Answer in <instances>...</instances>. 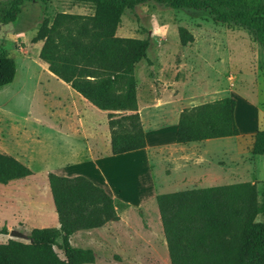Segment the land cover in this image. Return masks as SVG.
Wrapping results in <instances>:
<instances>
[{
    "label": "rangeland",
    "instance_id": "rangeland-1",
    "mask_svg": "<svg viewBox=\"0 0 264 264\" xmlns=\"http://www.w3.org/2000/svg\"><path fill=\"white\" fill-rule=\"evenodd\" d=\"M5 3L0 0V10ZM92 10L88 3L68 0L24 1L14 21L0 23V51H6L15 63L12 81L0 87V139L4 151L22 149L33 157L32 176L24 182L13 179L0 184V227L10 209L16 210L19 205L23 208L26 201L32 206L45 203L47 181L43 172L46 166L58 163L55 142L60 140L47 126L55 120V106L69 101L43 74L32 38L42 18L50 22L57 12L89 14ZM179 27L192 36L185 44L179 42ZM115 35L148 42L147 56L134 71L135 90L142 104L140 121L148 137L161 134L168 138L170 120L183 107L223 96L232 97L237 105L243 133L212 145L216 146L214 156L205 148L196 154L197 158H205L204 166L217 171L220 178L196 169L197 161H192L196 157L182 159L183 151L167 141L149 149L147 157L143 153L106 152L98 161L84 160L76 168L104 186L123 207L117 210L116 220L72 233L70 243L90 248L94 256L91 264H169L156 194L248 182L255 185L261 199L264 155L252 154L251 144L253 134L261 128L264 112V51L247 29L216 20L206 8H170L154 0L124 9ZM95 117L101 119L99 113ZM252 119L257 125L244 134L250 130ZM99 148L103 150L101 143ZM23 189L29 192L22 193ZM14 220L10 228L27 234L26 228L16 224V216ZM4 238L27 241L3 234L0 242ZM54 250L62 256L58 247Z\"/></svg>",
    "mask_w": 264,
    "mask_h": 264
},
{
    "label": "trees",
    "instance_id": "trees-1",
    "mask_svg": "<svg viewBox=\"0 0 264 264\" xmlns=\"http://www.w3.org/2000/svg\"><path fill=\"white\" fill-rule=\"evenodd\" d=\"M24 1L6 0L0 23L14 21ZM41 2L51 0H38ZM88 3L89 14L57 12L42 18L32 41L41 40L38 58L47 70L89 103L106 110L109 150L119 154L144 147L135 97V65L146 58L143 38L115 35L120 15L146 0H68ZM170 8H206L216 20L247 29L264 51V0H154ZM181 44L192 39L178 28ZM13 58L0 51V87L12 81ZM234 99L230 96L182 108L174 141L187 143L236 136ZM124 111H129L124 113ZM251 152L264 155V112L252 136ZM31 174L14 157L0 153V184ZM57 227H33L26 242H0V264H91L90 248L74 246L69 237L116 220L123 204L82 175L46 173ZM258 200L255 185L236 182L155 195L169 264H264V181ZM5 226L0 234H7ZM58 247L59 256L54 247Z\"/></svg>",
    "mask_w": 264,
    "mask_h": 264
},
{
    "label": "crops",
    "instance_id": "crops-1",
    "mask_svg": "<svg viewBox=\"0 0 264 264\" xmlns=\"http://www.w3.org/2000/svg\"><path fill=\"white\" fill-rule=\"evenodd\" d=\"M41 44H42L41 40L35 41L37 56H38V51L40 49ZM39 61H40L41 67L44 69L43 74L47 78L53 81V84L56 86V88L58 87L59 89H61L62 96H67V98L69 99V101H66V103L60 102L58 103L57 106H55L57 108L56 114H55L56 115L55 120L52 124L49 123V125L47 126L49 131L60 136V140L55 142L56 143L55 152L58 157V160H57L58 163H56L53 166L45 167L44 172H43V176L45 180H46L47 172H52V173H55L61 176L82 175L88 178L93 184L101 187L105 191L104 186L91 180L89 177H87L86 173L77 172L76 168H79L81 163L84 160L89 159V160H93L94 162H96L98 161L102 153L107 152L111 154L109 150V131H108L107 123H106L107 111L100 110L96 108L95 106H93L86 99H84L80 94H78L76 91L71 89L68 84H66L65 82L57 78L55 75L50 73L47 70V64L45 62H43L40 59ZM134 71H135V68H134ZM57 94H59V92H57ZM135 97H136L137 113H138L139 120H140L142 104L140 103L137 97L136 90H135ZM248 111H250V109H248ZM128 112L129 111H124V113H128ZM95 113H99L101 115L100 120L96 119ZM178 113L170 120V136L168 138L164 139V137L161 134H153L150 137H148L146 135V132L142 128L143 135H144V141H145L144 147L139 148V149H134L131 151H127V152H123V153H119V154H111V155L143 153V156L147 157L149 149L153 147L156 148L158 146L165 145L166 143L165 141H167V144H171L173 147L175 146L178 149H181L183 151L182 155H180L182 159H188V158L192 159L196 157L194 160H192V161H197L195 165L197 166L196 169L200 171H208V176H210L211 178L213 177L220 178V176L216 175L217 171L212 172L211 171L212 168H208L204 166L203 162L205 161L204 160L205 158L201 157V155H199L200 157L197 158L198 156L196 154L198 153L199 150H202L205 148L206 152L209 151L211 153V156L212 155L214 156L215 151H216V146H212V145H216L220 143L221 141L231 139L234 136L217 137V138H210V139H204V140H199V141H190V142L182 143V144L176 143L174 141V134H175V129H176ZM238 116L239 114H237V105L234 100L233 118H234V122L237 127V130H238V134H241L243 132L240 130L239 125H238ZM252 120H253V123L251 124L250 130L244 132V134L249 133V131H251V129H253L257 125V121L254 119ZM140 124L142 127L141 121H140ZM156 124H154L153 126H156ZM1 141L2 140L0 139V153H4V154L14 157L15 159H17L18 161H20L22 164H24L30 169L31 174L20 177V178H16L18 182L19 181L24 182L25 179L33 175V170L30 168V162L32 161L33 157L27 154L22 149L4 151L5 147L2 145ZM100 143L103 147V150L99 148ZM44 185H45L46 192H47L45 203L43 205L38 204V205L32 206L30 202L23 200V201H26L25 205H23V208H21V206L19 205L16 208V210L10 209L9 213L2 219V224L5 226L6 229L9 230L10 226L13 225L12 223L13 221H15L14 220L15 216L18 219L16 221V224L17 223L20 224L22 227L26 228V230L28 231L33 227H57L58 226L56 214L54 212V208H53V204H52V200H51V196L49 192L48 183L46 186L45 181H44ZM27 191L29 192V190L23 189L22 193L23 192L25 193ZM14 211H15V214H14ZM29 215L32 217H30ZM34 215L36 216L39 215L40 217L36 218ZM0 235H3V234H0ZM6 239L7 238H4V240H1V242L6 241Z\"/></svg>",
    "mask_w": 264,
    "mask_h": 264
},
{
    "label": "water",
    "instance_id": "water-1",
    "mask_svg": "<svg viewBox=\"0 0 264 264\" xmlns=\"http://www.w3.org/2000/svg\"><path fill=\"white\" fill-rule=\"evenodd\" d=\"M7 234L10 237L26 238V234H23L22 232H20V231H18L16 229H9Z\"/></svg>",
    "mask_w": 264,
    "mask_h": 264
}]
</instances>
